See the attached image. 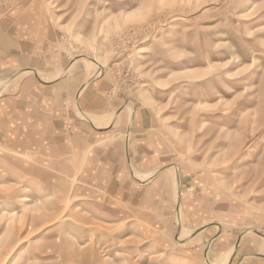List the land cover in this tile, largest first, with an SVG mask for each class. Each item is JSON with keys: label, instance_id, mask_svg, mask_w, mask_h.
Here are the masks:
<instances>
[{"label": "rangeland", "instance_id": "obj_1", "mask_svg": "<svg viewBox=\"0 0 264 264\" xmlns=\"http://www.w3.org/2000/svg\"><path fill=\"white\" fill-rule=\"evenodd\" d=\"M6 31L0 264H264V0H0Z\"/></svg>", "mask_w": 264, "mask_h": 264}, {"label": "crops", "instance_id": "obj_2", "mask_svg": "<svg viewBox=\"0 0 264 264\" xmlns=\"http://www.w3.org/2000/svg\"><path fill=\"white\" fill-rule=\"evenodd\" d=\"M1 24H4V22H1ZM4 27L2 26V29H3ZM6 35H7V38L8 39H6L7 41H4V42H2L1 43V45H0V56H7V57H11V55H14L13 53H15L16 52V46H15V43L13 42V40L11 39V37L9 36V34L7 33V31H6ZM26 68H28V67H26ZM23 69V68H22ZM22 69H19L18 71L19 72H24ZM31 69V68H30ZM17 71V72H18ZM34 71V70H33ZM18 72V73H19ZM35 72V71H34ZM18 73H14L13 75H12V77H10L9 79H8V82H6L5 83V85H4V87H7L11 82H13L14 80V77H15V75L16 74H18ZM25 73V72H24ZM36 73V72H35ZM37 74V73H36ZM37 77H39V75L37 74ZM39 79H40V77H39ZM13 80V81H12ZM16 80V79H15ZM41 81H42V79H41ZM53 81H56L55 79L54 80H52V81H49V82H53ZM44 82V81H43ZM1 96V95H0Z\"/></svg>", "mask_w": 264, "mask_h": 264}, {"label": "bare ground", "instance_id": "obj_3", "mask_svg": "<svg viewBox=\"0 0 264 264\" xmlns=\"http://www.w3.org/2000/svg\"><path fill=\"white\" fill-rule=\"evenodd\" d=\"M95 64H96V67H97V69H99V70H101V68H102V64H100L98 61H96L95 60ZM44 78V77H43ZM45 79V78H44ZM92 81V80H91ZM91 81H89V82H91ZM88 82V83H89ZM3 92V89H1L0 88V94ZM153 175V174H152ZM146 177V176H145ZM148 177V176H147ZM140 179V178H139ZM150 179V178H149ZM147 180H148V178H147Z\"/></svg>", "mask_w": 264, "mask_h": 264}]
</instances>
